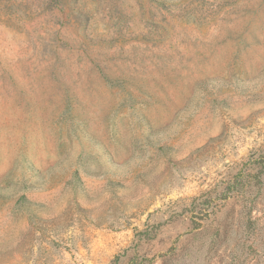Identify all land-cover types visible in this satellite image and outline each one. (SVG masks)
<instances>
[{
    "label": "rangeland",
    "instance_id": "rangeland-1",
    "mask_svg": "<svg viewBox=\"0 0 264 264\" xmlns=\"http://www.w3.org/2000/svg\"><path fill=\"white\" fill-rule=\"evenodd\" d=\"M0 264H264V0H0Z\"/></svg>",
    "mask_w": 264,
    "mask_h": 264
}]
</instances>
